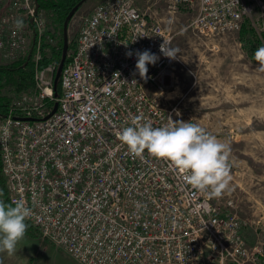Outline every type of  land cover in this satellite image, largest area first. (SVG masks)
Segmentation results:
<instances>
[{"label": "built area", "instance_id": "obj_1", "mask_svg": "<svg viewBox=\"0 0 264 264\" xmlns=\"http://www.w3.org/2000/svg\"><path fill=\"white\" fill-rule=\"evenodd\" d=\"M166 1L190 8L189 27L201 34L237 32L244 21L264 34V0ZM47 27L37 0H0L6 64L35 44L34 86L0 114V174L9 203L31 209L26 223L76 264H264L231 197L193 190L170 162L146 150L132 156L118 139L133 118L181 121L167 105L180 59L160 52L174 49L175 34L134 0H101L82 18L55 95L56 64L38 67L42 39L52 41ZM145 49L159 57L147 79L135 70V52ZM50 101L57 109L45 118Z\"/></svg>", "mask_w": 264, "mask_h": 264}, {"label": "rangeland", "instance_id": "obj_2", "mask_svg": "<svg viewBox=\"0 0 264 264\" xmlns=\"http://www.w3.org/2000/svg\"><path fill=\"white\" fill-rule=\"evenodd\" d=\"M100 1L86 0L72 15L67 26L69 43L75 40L82 18ZM134 1L175 34L172 47L180 62L177 78L168 88L167 105L174 108L176 121L197 124L229 145L231 179L218 198H232L244 239L249 246L261 244L264 254V71L253 58L255 50L243 44L240 30L204 35L192 29L194 12L186 6L172 8L166 0ZM41 9L49 35L54 34L46 48L50 54L57 47L59 30L53 12ZM254 33L263 42L262 35ZM6 63L0 57V64ZM3 93L12 100L21 92L7 89ZM31 228L13 254L0 252V264H76Z\"/></svg>", "mask_w": 264, "mask_h": 264}, {"label": "clouds", "instance_id": "obj_3", "mask_svg": "<svg viewBox=\"0 0 264 264\" xmlns=\"http://www.w3.org/2000/svg\"><path fill=\"white\" fill-rule=\"evenodd\" d=\"M17 29L23 28V20L15 21ZM163 56L177 57L176 50L160 46ZM131 57L133 52L128 51ZM135 70L147 79L148 65H155L159 57L150 50L136 51ZM253 58L264 71V45L257 48ZM119 141L126 146L130 155L139 157L145 150L152 157L164 159L184 174V180L193 190L219 197L229 186L230 148L226 142L194 123L180 121L154 127L151 121L138 123L133 118L130 126L118 133ZM31 209L17 201L13 206L0 200V252L9 255L16 251L18 242L24 238Z\"/></svg>", "mask_w": 264, "mask_h": 264}, {"label": "trees", "instance_id": "obj_4", "mask_svg": "<svg viewBox=\"0 0 264 264\" xmlns=\"http://www.w3.org/2000/svg\"><path fill=\"white\" fill-rule=\"evenodd\" d=\"M40 8H44L47 11L53 12V20L55 25L59 30V40L56 48H52L51 53H46V48L49 47L45 39H42L41 44V59L39 60L38 67L43 68L49 63L54 62L57 66L63 43V21L70 11V9L81 2L84 3L86 0H37ZM80 4V6H81ZM79 6V7H80ZM241 39L243 44L249 46V50H257L264 42V34H262L263 42L256 36L254 31L249 27L247 21H244L240 29ZM51 37L54 34L50 35ZM68 48H71V43H69ZM35 50V44H33L28 56H26L22 61L12 62L8 64H0V114H5L7 111V106L9 104L10 97L3 93L4 90L22 92L30 89L34 86V70L35 64L33 61V54ZM55 92V91H54ZM57 95H59V86L57 85L56 90ZM54 101H50V105ZM0 200L5 203L10 204L6 197V191L4 187V181L0 174ZM27 230L32 231V228L27 224Z\"/></svg>", "mask_w": 264, "mask_h": 264}, {"label": "water", "instance_id": "obj_5", "mask_svg": "<svg viewBox=\"0 0 264 264\" xmlns=\"http://www.w3.org/2000/svg\"><path fill=\"white\" fill-rule=\"evenodd\" d=\"M81 2L77 3L76 5H74L70 11L68 12V14L66 15L64 21H63V26H62V31H63V43H62V48H61V55H60V59L59 62L57 64L55 73H54V78H53V89H54V93L55 95H57L56 90H57V85H58V79H59V75L61 73L62 67L65 63L66 60V55H67V50H68V37H67V26L69 23V20L71 19L72 15L76 12V10L79 8ZM57 101H55L53 103L52 109L51 111L45 116V118H48L49 116H51L57 109ZM27 119H31V118H27Z\"/></svg>", "mask_w": 264, "mask_h": 264}, {"label": "crops", "instance_id": "obj_6", "mask_svg": "<svg viewBox=\"0 0 264 264\" xmlns=\"http://www.w3.org/2000/svg\"><path fill=\"white\" fill-rule=\"evenodd\" d=\"M0 57H1V55H0Z\"/></svg>", "mask_w": 264, "mask_h": 264}]
</instances>
